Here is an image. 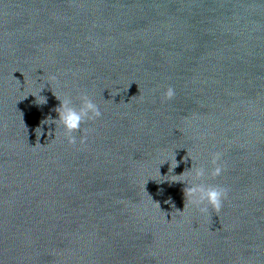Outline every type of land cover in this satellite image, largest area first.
I'll return each instance as SVG.
<instances>
[{
  "label": "water",
  "instance_id": "water-1",
  "mask_svg": "<svg viewBox=\"0 0 264 264\" xmlns=\"http://www.w3.org/2000/svg\"><path fill=\"white\" fill-rule=\"evenodd\" d=\"M0 264H264V0H0Z\"/></svg>",
  "mask_w": 264,
  "mask_h": 264
},
{
  "label": "clouds",
  "instance_id": "clouds-1",
  "mask_svg": "<svg viewBox=\"0 0 264 264\" xmlns=\"http://www.w3.org/2000/svg\"><path fill=\"white\" fill-rule=\"evenodd\" d=\"M41 90V89H40ZM40 92V91H39ZM176 92L173 87H168L164 92V99L171 100L175 97ZM37 97V95H32ZM41 101L38 104L46 103V98L39 96ZM59 106L55 109L57 113L56 118H48L49 123L55 125V131L57 128L63 130L64 138L66 139L69 145H76L79 143L83 145L85 143L86 137L80 135L78 138L74 133L82 132L81 126L86 121L97 120L101 117L102 113L98 106L86 95L81 94L78 97L80 106L74 107L73 100L70 97L58 98ZM43 135V130L40 129V135ZM48 135H52V132L49 131ZM39 138V137H38ZM56 139V136L55 138ZM222 159L221 152H214L211 157V171L210 175L220 176L224 172V167L220 163ZM175 166L172 168L174 169ZM192 176L189 179L174 180L183 182L187 185L184 189L185 201L190 205L197 208L201 214L208 215L210 210L212 212H219L223 206V202L227 199L228 189L218 186L205 185L203 183L197 184L195 181H200L206 175V169L204 167H193L190 169ZM185 173V172H184ZM182 175L174 177H183ZM185 208V207H184ZM184 211V210H183Z\"/></svg>",
  "mask_w": 264,
  "mask_h": 264
}]
</instances>
